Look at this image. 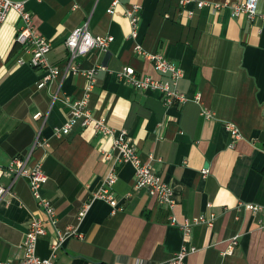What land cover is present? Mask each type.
I'll use <instances>...</instances> for the list:
<instances>
[{
	"label": "crops",
	"instance_id": "crops-1",
	"mask_svg": "<svg viewBox=\"0 0 264 264\" xmlns=\"http://www.w3.org/2000/svg\"><path fill=\"white\" fill-rule=\"evenodd\" d=\"M14 1L24 2L37 30L50 40L49 63L62 71L37 87L40 70L17 62L29 56L15 41L21 22L10 10L0 22V165L14 156L41 163L47 175L42 193L55 209V227L81 234L66 237L52 256L49 227L36 253L55 264H157L187 241L196 249L185 264H264V211L250 208L264 205V19L233 16L230 7L241 0H119L113 12L111 0ZM132 3L141 5L137 42L182 69L177 88L187 96L184 103L165 105L160 91L136 89L118 78L123 66L167 78L133 50L124 14ZM258 12L264 13V2ZM84 23L93 35L113 39L106 51L76 57L77 72H64L65 39ZM91 69L93 116L125 129L141 159L160 158L153 165L172 189V208L144 188L133 189L134 168L121 163L113 200H92L79 217L101 187L109 165L103 152L110 150L111 138L91 125L60 135L54 129L66 122L69 104L83 96L88 79L82 72ZM228 122L240 133L233 147ZM0 181L13 193L0 199L2 263L20 256L28 222L40 210L24 178ZM201 214H213L212 224L193 223L185 238L179 224Z\"/></svg>",
	"mask_w": 264,
	"mask_h": 264
},
{
	"label": "built area",
	"instance_id": "built-area-1",
	"mask_svg": "<svg viewBox=\"0 0 264 264\" xmlns=\"http://www.w3.org/2000/svg\"><path fill=\"white\" fill-rule=\"evenodd\" d=\"M259 2H264V0H241L236 2L230 7L231 14L233 16L244 14L250 19L255 15H259L264 19V13L258 12ZM118 3L119 0H111L109 12H113ZM202 5H204V2H197L198 7ZM140 8L141 5L139 3H132L124 10V14L130 25L129 36L134 40L133 50L138 56L149 60L156 70L167 74V78L157 79L146 74H138L131 66H123L116 74L121 81L133 88L160 91L165 105H170L174 102L182 104L187 100V96L177 88L178 80L183 75L182 69L159 53L146 51L136 40ZM10 10L16 11L21 22L15 35V41L22 46L24 52L29 56L27 60L20 57L17 59V62L21 64L26 63L40 70L37 87L42 88L53 79H56L62 69L57 65L49 63L47 53L51 46L50 40L37 30L30 12L25 8L24 2L0 0V22L6 19ZM112 39V36L109 34L103 36L93 35L88 29L87 23L74 28L65 39L69 56L63 67V71L77 72L78 64L75 60L76 57L85 55L93 49L106 51ZM93 72L94 69L82 72L88 79L86 90L81 98L69 104L70 112L66 122L54 129L55 134L60 135L67 134L76 126L85 127L91 125L94 132L111 138L110 150L103 152L104 159L109 162V165L101 187L93 191L90 199L83 204L79 217L82 218L92 200L102 199L106 202L113 200V185L118 177L117 167L121 163H129L134 168L133 189L144 188L149 195L155 197L156 202L172 208L174 205L172 189L157 174L153 165L154 161H160V158L149 154L146 160L141 159L137 147L131 143L125 129L116 130L108 124L105 118L93 116L88 107L89 93L93 87ZM39 115V113H36L33 117L37 118ZM225 126L231 137L229 146L233 147L235 141L240 138V133L233 123L228 122ZM113 152H116V155H113ZM27 159V157L14 156L6 165H0V179L3 176L10 178L12 181L17 178H24L40 210V215L31 218L28 222L24 237L19 245L20 256L15 260L5 261L0 264H55L52 257H42L36 253L38 238L45 235L48 228L52 227L54 237L50 240V252L54 256L66 237H80L81 234L73 227H68L65 231H61L55 227V209L51 201L42 193V187L47 181V175L43 171L41 163L28 164ZM5 193L13 195L10 189L0 181V199ZM250 208L255 213L264 211V205L260 204H251ZM170 218L171 222L174 223L176 221L175 217L171 216ZM213 219V214H208L207 216L201 214L193 221L186 220L182 224H179V227L186 238L191 231L193 223L205 222L211 225ZM236 238L237 236L233 237L232 244L236 243ZM195 249L192 244L185 241L171 258L157 264H185L187 256L194 252ZM230 249L231 246L227 252Z\"/></svg>",
	"mask_w": 264,
	"mask_h": 264
}]
</instances>
